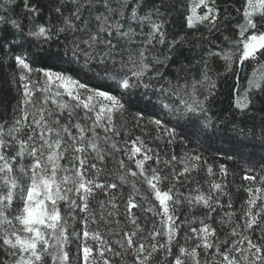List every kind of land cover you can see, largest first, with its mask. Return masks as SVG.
Here are the masks:
<instances>
[{"label": "snow or ice", "instance_id": "snow-or-ice-1", "mask_svg": "<svg viewBox=\"0 0 264 264\" xmlns=\"http://www.w3.org/2000/svg\"><path fill=\"white\" fill-rule=\"evenodd\" d=\"M246 64L242 113L264 101V0H0V264H264L257 129L212 113ZM224 131L231 182L199 151Z\"/></svg>", "mask_w": 264, "mask_h": 264}, {"label": "trees", "instance_id": "trees-1", "mask_svg": "<svg viewBox=\"0 0 264 264\" xmlns=\"http://www.w3.org/2000/svg\"><path fill=\"white\" fill-rule=\"evenodd\" d=\"M232 0H219V5L221 8L230 5ZM231 10V9H229ZM183 25L180 22V19L177 18L174 30H179ZM222 39V37H220ZM198 58V49L195 47L189 48L185 46V48L179 51L175 55V63L171 65V71L176 72L181 65H186L189 61H195ZM65 67H67L65 65ZM253 70L252 65H245L243 68L237 66V70L233 74H224L221 75L218 81V87L216 89L215 102L212 105V113L220 118V120L224 122L235 121L240 124V127L250 129L253 125H255L257 129V138L248 141L247 151L254 155V158L258 159L261 155H264V148L261 147L259 136V127L261 120L264 119V101H257L256 107L252 109L250 112L242 113L239 109L235 108L234 98L237 97V92L243 94L244 87L246 86L245 77L249 75ZM259 73L261 70L259 68L256 69ZM221 73L224 72L222 67L219 68ZM10 72V68L0 66V109L7 108L8 113L11 112V107L15 104V92L10 86L7 84L6 79L8 73ZM135 111V108L132 109ZM235 134L231 131H224L217 135V137L200 147L199 151L203 154L205 158L209 159V162H214L215 165H219L221 163L225 164L229 169L228 181H232L233 172H239L236 164L233 163L232 160L228 159L230 155H232V149L234 147V141L232 137ZM195 147V146H194ZM176 151H180L179 148ZM213 157L215 160L213 161ZM242 163V162H240ZM218 175V168L214 169ZM206 176V173L201 172L197 179L203 180ZM237 184L240 183V176L236 177ZM235 192V189H233ZM245 194L241 191L237 194L236 203L239 204V200L243 199Z\"/></svg>", "mask_w": 264, "mask_h": 264}]
</instances>
